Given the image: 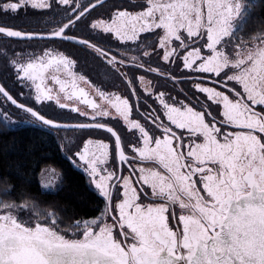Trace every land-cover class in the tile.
I'll use <instances>...</instances> for the list:
<instances>
[{
	"label": "snow or ice",
	"instance_id": "1",
	"mask_svg": "<svg viewBox=\"0 0 264 264\" xmlns=\"http://www.w3.org/2000/svg\"><path fill=\"white\" fill-rule=\"evenodd\" d=\"M106 3L0 0V36L54 46L28 63L0 49V81L27 87L29 102L7 83L0 100L58 131L108 134L67 149L97 192L99 215L77 220L68 234L55 212L33 224L22 218L27 200L0 203V264H264V21L245 39L234 28L242 0H120L94 16ZM22 13L47 15L54 27L9 23ZM66 43L92 57L96 78L73 70L72 54L59 51ZM151 64L146 71L158 79L148 82L149 95L158 104L132 119L135 73ZM53 66L70 78L51 77L55 94L45 83ZM70 113L76 123L59 122Z\"/></svg>",
	"mask_w": 264,
	"mask_h": 264
},
{
	"label": "trees",
	"instance_id": "2",
	"mask_svg": "<svg viewBox=\"0 0 264 264\" xmlns=\"http://www.w3.org/2000/svg\"><path fill=\"white\" fill-rule=\"evenodd\" d=\"M249 13L239 32L244 37L258 34L260 22L264 21V0L253 4ZM66 45L79 50L87 59L91 57L78 46ZM91 61L94 62L92 57ZM131 90L129 85L128 91ZM130 99L134 107H142L133 95ZM45 167L60 174V187L54 192L41 187L39 176ZM0 191L8 203L21 204L27 200L42 214L55 212L61 221L59 225L63 226L96 216L97 205L101 203L85 173L62 152L54 130L41 124L9 127L0 120Z\"/></svg>",
	"mask_w": 264,
	"mask_h": 264
},
{
	"label": "rangeland",
	"instance_id": "3",
	"mask_svg": "<svg viewBox=\"0 0 264 264\" xmlns=\"http://www.w3.org/2000/svg\"><path fill=\"white\" fill-rule=\"evenodd\" d=\"M93 1H95V0H91V2H93ZM113 2H120V0H110L109 2H107L105 4L104 8H97L96 13H93V15L94 16H97L98 14H99V16L106 15L109 11L108 5L112 4ZM128 2L131 3L132 0H128ZM112 11H114V9H112ZM49 19H50V17L47 15H39L38 14L35 16H26L22 13L20 16H17L15 18L9 20V23L15 24L17 27L22 28L24 30L25 29H27V30H29V29H41V28L50 29V28L54 27V24L46 23V21H48ZM57 19H59V17H57ZM79 27L82 28L83 26L80 25ZM236 27H237V20H235V22H234L235 30H236ZM75 29L77 31H79V28H75ZM237 37L246 38L240 34H237ZM0 45L7 47V48L9 47L6 44V42H3V41H0ZM53 47H54L53 45H45L43 42L16 41L13 43V45H11V48H14V49H9V51L14 50L17 58L23 57L22 62L28 63V62H30V60H33V59L38 61L39 58L45 53V51H51ZM59 51L72 54L71 58L76 61V64H75V67L73 70L78 75H86V76H89L90 79L97 77L98 70L96 68L95 62L92 63L91 57H88V59H87L85 54L81 53L77 49H73L71 46L66 45V44L60 45ZM53 55H55V52H53ZM130 55H131V53H130ZM1 59H3V58H1ZM155 66H156L155 64L146 65L145 69H147V67H155ZM124 71L127 72L128 70L124 69ZM54 75H58L62 80H69L70 78L63 71H57L55 66L49 68L45 72V76H46L45 83L48 84L49 87L54 88V94H55L56 89H59V85H55L52 82L51 77ZM142 75L146 77L144 81H140V79H139V77ZM135 77H136V86H137V91L135 93L136 103H138V105H140V106H149L150 105L152 107H156L158 102H157V104H153V97H152V95H149L150 93H152L153 90H152V88L148 87V82L152 81L153 83H156L158 78L155 76V74L147 73V71L144 72L142 70L137 71L135 73ZM13 79H15V77ZM99 79L107 81L108 78L105 75L100 74ZM117 83H119V82L117 81ZM81 84L84 85L83 83H81ZM159 84L166 85L167 88L172 87V85L170 83L166 82L163 79H159ZM9 85H10V88H12L13 92L17 95V98L20 101H22L23 103L29 102V97H28L29 89L27 87H23L19 83L17 86H15L11 83H9ZM84 86L86 88H88L86 85H84ZM187 87H190V85H187V86H185L183 84L176 85L177 89H179V88L187 89ZM89 90L95 95L96 100L98 101L99 104L104 103L99 98L98 93H96L92 89H89ZM164 90H165L164 87L157 88L155 90L154 94L158 95V93L160 91H164ZM105 91L120 94V93L116 92L115 88H106ZM121 91H123V88L121 89ZM20 93H23L24 95H20ZM171 95L175 97L176 91H173L171 93ZM122 98L129 99L127 92L124 93ZM178 99L184 100V96L180 95L178 97ZM200 99L202 100L203 97H200ZM132 100L129 99V106L132 108L131 118L132 119H140L139 112H137V110L133 106ZM45 103H48V102L46 101ZM185 103H187V101H185ZM193 104H195V98H193ZM74 105L77 106V104H74ZM141 108H143V107H141ZM144 110H147V108H145ZM196 110H199V108L197 107ZM81 111H88V110L81 109ZM4 112H6L8 114L7 120L3 119V113ZM89 114L91 115V112H89ZM68 115H70L72 117V119H68L66 117L65 119H63L61 121L62 122H77V120L75 118L76 117L75 113H70ZM0 120L2 122H4L9 127H14L17 125H25V124H33V125L39 124V123L32 122L31 118L26 113H24L20 109L13 107L9 103H5L3 100H0ZM53 130L57 135L58 143L60 144L62 152L64 153V155L66 157L71 155V153L69 151H67V149H71V152L76 151V148L74 147V145L81 143L82 137L84 139H87V138L105 139L106 136L108 135L107 133H104L102 131L101 132H92L90 135H85L84 133L79 132V131L73 132L71 130H63V129L59 130V131L56 129H53ZM71 162L73 163V165L75 167H77L78 169H80L83 172V170L77 164H75L73 161H71ZM60 178L61 177H60L59 172L57 170L51 168V167H45L44 169H42L40 176H39L42 189L45 191H52V192L56 191L60 187ZM87 178H88V181L90 184V179L88 176H87ZM90 186H91V184H90ZM0 203H8L3 199L1 191H0ZM22 204H24V203H21V205ZM29 207L31 208V212L29 213V212L25 211L22 214V218L26 219V220L31 219L33 224L35 223V218L37 217V215H39V218L41 220H43L46 213L52 212V211H48V212H45L44 214H42V213L38 212L34 208V206L30 203H29ZM91 219H95V218H89V220H91ZM83 220L84 219H80L81 222ZM76 221H74L70 225H65V226L58 224V227L62 230H65L66 232H68V234H71V232L74 230L72 228V225Z\"/></svg>",
	"mask_w": 264,
	"mask_h": 264
},
{
	"label": "flooded vegetation",
	"instance_id": "4",
	"mask_svg": "<svg viewBox=\"0 0 264 264\" xmlns=\"http://www.w3.org/2000/svg\"><path fill=\"white\" fill-rule=\"evenodd\" d=\"M96 1H98V0H95V1H93V2H96ZM109 1H110V0H107V2H109ZM259 1H260V0H242V3L244 4V9L242 10V15H241L240 17H237V18H236V20H237V27H236V32H237V34H239L240 30L243 28V24H244V22H245V19L248 17V15H250L249 12L251 11V8L253 7V4H255V3L259 2ZM93 2H91V3H93ZM25 30H27V29H25ZM29 30H35V29H29ZM74 30L77 31L76 29H74ZM245 37H246L245 39L248 38L247 36H245ZM0 41L6 42V44L9 46L8 49H14V48H11V45H13V43L16 42L17 40H13V39L6 38V37H4V36H0ZM3 48H4V46L0 45V49H3ZM10 52H11V51H10ZM3 63H4L3 59L0 58V66H2ZM145 70H146V69H145ZM13 78H14V77H13ZM13 78H12V79H13ZM0 82H1V83H7L8 87H10L9 83H11V81H0ZM11 84H12V83H11ZM14 85L17 86L18 83H17V84H14ZM79 87L84 88L85 91L88 92V99H90V100H95L96 103L99 104L98 101L96 100L95 95H94V94H93L88 88H86V87H85L84 85H82L81 83H79ZM56 92H59V89H56ZM61 96H63V93H61ZM133 98H134V99L136 98V97H135V94H133ZM18 100H19V99H18ZM19 101H20V100H19ZM20 102H22V101H20ZM22 103H23V102H22ZM72 103H73V104H77V107H79V108H81V109L88 110L89 112H91V109L88 108V106L85 105L82 101H76V100H74ZM137 104H138V103H137ZM145 108H146V106L143 107V108L138 107V106L135 107V109H136L137 112H139V113H142V112L146 111V110H144ZM75 115H76V114H75ZM185 143H187V141H185ZM135 166H136V167H139L140 165L137 164V165H135ZM124 174H125V175L128 174V171H127V165H125V172H124ZM91 188H92V191L97 195V192H96V190L94 189V187L91 186ZM178 214H179V212H178ZM98 215H99V213H98L96 216L91 217V218H96ZM87 219H89V218H87Z\"/></svg>",
	"mask_w": 264,
	"mask_h": 264
},
{
	"label": "water",
	"instance_id": "5",
	"mask_svg": "<svg viewBox=\"0 0 264 264\" xmlns=\"http://www.w3.org/2000/svg\"><path fill=\"white\" fill-rule=\"evenodd\" d=\"M101 2V0H98V1H96V2H93L92 4H99ZM1 83V82H0ZM20 102V101H19ZM22 103V102H21ZM10 104V103H9ZM13 107H15V108H17L16 106H13ZM17 109H19V108H17ZM60 123H67V124H73V123H76V122H62V121H59ZM42 125V124H41ZM45 126V125H44ZM45 127H47V126H45ZM47 128H49V127H47ZM49 129H54V128H49Z\"/></svg>",
	"mask_w": 264,
	"mask_h": 264
}]
</instances>
